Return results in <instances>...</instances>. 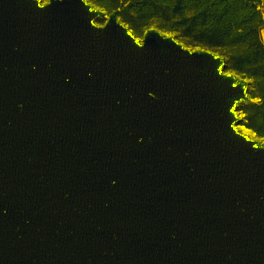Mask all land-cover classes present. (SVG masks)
<instances>
[{
    "label": "water",
    "instance_id": "obj_1",
    "mask_svg": "<svg viewBox=\"0 0 264 264\" xmlns=\"http://www.w3.org/2000/svg\"><path fill=\"white\" fill-rule=\"evenodd\" d=\"M118 14L0 0V264H264L251 81Z\"/></svg>",
    "mask_w": 264,
    "mask_h": 264
},
{
    "label": "trees",
    "instance_id": "obj_2",
    "mask_svg": "<svg viewBox=\"0 0 264 264\" xmlns=\"http://www.w3.org/2000/svg\"><path fill=\"white\" fill-rule=\"evenodd\" d=\"M119 19L135 36L150 27L175 35L182 44L214 51L226 70L251 81L253 100L239 106L242 124L264 138V14L260 0H87ZM100 19V22H103Z\"/></svg>",
    "mask_w": 264,
    "mask_h": 264
},
{
    "label": "rangeland",
    "instance_id": "obj_3",
    "mask_svg": "<svg viewBox=\"0 0 264 264\" xmlns=\"http://www.w3.org/2000/svg\"><path fill=\"white\" fill-rule=\"evenodd\" d=\"M42 2H46L47 0H41ZM103 20H105V18H102ZM97 22V21H96ZM104 22V21H103ZM103 22H100V20H98V22H97V24L98 25H103ZM141 37V36H140ZM139 37V38H140ZM186 47H189V48H195V47H191V46H188V45H186V44H184ZM240 115L242 116L243 115V113H241V111H240ZM239 127H245L242 123L239 125ZM247 129V128H246ZM249 131V133L253 136L252 138H258L252 131H250V130H248Z\"/></svg>",
    "mask_w": 264,
    "mask_h": 264
},
{
    "label": "crops",
    "instance_id": "obj_4",
    "mask_svg": "<svg viewBox=\"0 0 264 264\" xmlns=\"http://www.w3.org/2000/svg\"><path fill=\"white\" fill-rule=\"evenodd\" d=\"M260 1H261L262 14H264V0H260ZM261 37H262V41H264V29L261 30Z\"/></svg>",
    "mask_w": 264,
    "mask_h": 264
},
{
    "label": "bare ground",
    "instance_id": "obj_5",
    "mask_svg": "<svg viewBox=\"0 0 264 264\" xmlns=\"http://www.w3.org/2000/svg\"><path fill=\"white\" fill-rule=\"evenodd\" d=\"M238 128L240 132H242L243 134L249 135L251 138L253 137L245 127H238Z\"/></svg>",
    "mask_w": 264,
    "mask_h": 264
}]
</instances>
